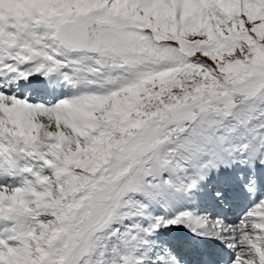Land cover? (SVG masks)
<instances>
[{"label":"snow or ice","instance_id":"1","mask_svg":"<svg viewBox=\"0 0 264 264\" xmlns=\"http://www.w3.org/2000/svg\"><path fill=\"white\" fill-rule=\"evenodd\" d=\"M0 264H264V0L0 15Z\"/></svg>","mask_w":264,"mask_h":264},{"label":"bare ground","instance_id":"2","mask_svg":"<svg viewBox=\"0 0 264 264\" xmlns=\"http://www.w3.org/2000/svg\"><path fill=\"white\" fill-rule=\"evenodd\" d=\"M22 0H0V15L17 12Z\"/></svg>","mask_w":264,"mask_h":264}]
</instances>
